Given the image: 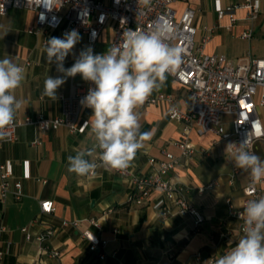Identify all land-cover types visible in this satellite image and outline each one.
I'll use <instances>...</instances> for the list:
<instances>
[{
  "label": "crops",
  "instance_id": "obj_1",
  "mask_svg": "<svg viewBox=\"0 0 264 264\" xmlns=\"http://www.w3.org/2000/svg\"><path fill=\"white\" fill-rule=\"evenodd\" d=\"M240 1L188 0L173 7L178 14L185 7L196 11L193 20L195 40L198 43L208 37L206 54L224 55L230 61L246 54L264 58V0H260L261 13L253 24V37L249 41L239 37L248 28V22L240 20L231 32H226L227 18H217L220 9ZM236 16L242 19L244 12L237 11ZM34 21V13L23 8L10 9L0 15V59L7 57L25 70L24 79L14 93L22 102L14 118L55 117L61 110L58 96L67 95L72 82L86 83L77 74L66 78L57 89L56 99L43 94L45 79L63 76V73L57 71L55 63L47 62L41 38L28 34V27ZM98 39L93 53L104 54L112 39V27L105 28ZM81 50L78 45L74 46L64 61L65 68L74 64ZM26 61L33 64L25 67ZM157 94L171 95L181 109L190 105L187 88L170 75L164 86L149 97ZM167 110L165 102L154 105L144 102L137 107L141 131L150 132L151 136L143 142L144 146L131 162L134 173H150L153 167L148 161L150 158L162 159V148L179 156L180 152L172 142L180 139L182 127L168 118ZM261 114L264 116V112ZM91 116L92 109L83 107L75 134L65 128L42 132L32 125L22 126L17 129V141L0 146V162L10 170L13 179L21 182L24 194L19 201L9 195L4 203H0L2 264H206L237 243L239 219L229 214L226 201H230L235 211H243V188L248 173L237 168L233 157L227 154V141L211 133L199 136L191 131L189 139L195 145L196 154L190 160L181 159V164L169 174L172 182L188 189V200L204 218L199 231L194 232L192 217L162 214L164 199L160 194L153 193L145 204L134 205L128 202L132 187L114 172L98 168L95 175L80 176L68 171L69 156L87 153L95 147L90 125L85 126ZM224 128L230 131L225 125ZM255 152L264 160V140L256 143ZM95 157L96 150L85 158L94 162ZM233 168L239 173L229 184L228 176ZM212 183H216L212 190L202 195L197 193L198 188ZM261 188L264 191V182ZM41 200H51L54 211L43 216L42 223L32 224L39 213ZM107 210L110 212L106 213ZM89 218L98 219L100 230L91 229L108 241L106 261H99L81 236L80 231L89 228ZM64 221H79V225L76 228L63 226ZM47 225L55 228L48 245L59 251L57 258L50 259L41 253L34 240ZM23 227L27 228L31 240L27 241L21 232ZM227 232L228 236H220ZM197 254H200V263L194 259Z\"/></svg>",
  "mask_w": 264,
  "mask_h": 264
},
{
  "label": "built area",
  "instance_id": "obj_2",
  "mask_svg": "<svg viewBox=\"0 0 264 264\" xmlns=\"http://www.w3.org/2000/svg\"><path fill=\"white\" fill-rule=\"evenodd\" d=\"M188 0H150L143 4L141 0H0V15H5L10 9L23 8L30 10L35 15L34 24L28 27V34L41 38V45L52 37L63 38L65 32L77 30L83 40L76 45L85 49L93 46L100 38L102 31L111 26L112 39L109 47L119 45L123 41V33L127 30L151 31L158 23H168L174 29V38L170 43L182 49V62L176 70L169 74L175 81L185 86L188 91L190 105L181 109L174 103L171 95L157 94L145 100L147 105L165 102L168 105L167 116L170 120L179 123L182 127L179 140L172 142V146L180 152L179 156L173 155L167 148L161 149L162 159H149L153 170L148 174H137L130 166L126 170L112 171L123 178L131 187L128 202L134 205H143L153 193L160 194L164 203L161 207L163 215L178 214L193 218L194 232H198L204 218L192 205L189 191L179 183L172 182L168 177L172 170L181 164V159L190 160L196 154L195 145L190 141L189 134L195 131L197 135L214 134L221 140L238 145L247 139L246 145L250 152L256 154V143L264 140V58H255L246 54L241 59L230 61L224 55H209L204 49L208 37L196 42V28L194 19L196 11L192 7H185L178 14L173 5L186 3ZM260 0H242L233 5L226 6L217 12L218 20L227 18L224 26L226 32L240 20L249 23L240 35L241 40L249 41L253 37V24L261 13ZM237 11H243L244 17L239 19ZM43 17V18H42ZM93 34H95L93 36ZM26 61L25 67L32 65ZM24 68V67H23ZM95 85L86 81L85 84L72 82L67 95L60 94V114L52 118L41 115L37 117L14 118L11 125L4 129V136L0 138L3 143L17 141V129L22 126L36 127L42 132L56 131L65 128L71 134L77 131V125L84 106L80 101ZM223 116H232V130H224ZM37 143V142H36ZM235 146L227 154L232 156ZM99 150L96 149L94 162L98 161ZM228 183L232 184L239 173L237 168L230 170ZM92 176V174H89ZM264 180L253 183L247 176L243 188L242 207L247 201L264 196L261 184ZM216 183L197 189L202 195L205 191L212 190ZM20 181L13 179L10 170L0 162V203H4L11 195L16 201L23 197ZM229 214L239 219L238 237L244 224L240 217L241 211H235L230 201H226ZM54 211L51 200L39 202V213L32 220L33 223H42V217ZM107 210L106 213H109ZM89 228L83 229L81 236L88 242L89 251L97 255L99 261H106L105 252L108 241L96 231L100 230L98 219L87 220ZM63 226L78 227L79 221L62 222ZM1 230H4L2 227ZM26 240L32 239L26 227L21 228ZM55 228L44 226L42 232L34 237L39 245V251L51 258H57L59 251L49 247L48 241L54 235ZM229 233H222L221 237ZM238 242V241H237ZM113 256V255H112ZM4 252L0 250V264ZM195 261L200 263V254L195 255ZM214 260L206 264H213Z\"/></svg>",
  "mask_w": 264,
  "mask_h": 264
},
{
  "label": "clouds",
  "instance_id": "obj_3",
  "mask_svg": "<svg viewBox=\"0 0 264 264\" xmlns=\"http://www.w3.org/2000/svg\"><path fill=\"white\" fill-rule=\"evenodd\" d=\"M148 4L150 0H141ZM43 18V17H42ZM95 34H93L94 36ZM174 29L168 23H158L151 31L127 30L121 44L110 47L104 54H94L91 46L81 50L71 67L64 61L74 46L82 39L75 29L65 32L63 38L52 37L44 45L49 64L55 63L63 76H48L43 94L56 99L57 89L67 77L80 74L92 82L81 105L92 109V116L85 123L90 125L95 137V147L68 157V171L80 176L95 175L98 168L107 171L126 170L150 132H142L140 115L136 111L154 92L165 84L169 74L182 62V49L173 46ZM24 68L11 59H0V138L4 129L14 121L22 102L14 95L24 79ZM247 139L234 146L233 161L237 168L248 173L253 183L264 180V160L250 152ZM99 150L98 163L86 159L92 151ZM244 224L237 243L213 264H264V196L247 201L240 213Z\"/></svg>",
  "mask_w": 264,
  "mask_h": 264
},
{
  "label": "rangeland",
  "instance_id": "obj_4",
  "mask_svg": "<svg viewBox=\"0 0 264 264\" xmlns=\"http://www.w3.org/2000/svg\"><path fill=\"white\" fill-rule=\"evenodd\" d=\"M231 120H232V116H223V121L225 122V126L227 128V130H232V127H231Z\"/></svg>",
  "mask_w": 264,
  "mask_h": 264
}]
</instances>
